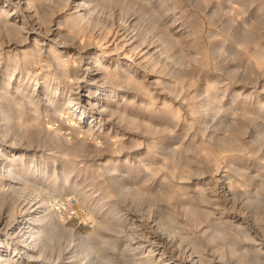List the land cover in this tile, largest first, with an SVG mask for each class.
<instances>
[{
	"label": "rangeland",
	"instance_id": "374dc122",
	"mask_svg": "<svg viewBox=\"0 0 264 264\" xmlns=\"http://www.w3.org/2000/svg\"><path fill=\"white\" fill-rule=\"evenodd\" d=\"M23 1L0 0L26 23H0V217L51 213L59 264H264V0Z\"/></svg>",
	"mask_w": 264,
	"mask_h": 264
},
{
	"label": "bare ground",
	"instance_id": "6f19581e",
	"mask_svg": "<svg viewBox=\"0 0 264 264\" xmlns=\"http://www.w3.org/2000/svg\"><path fill=\"white\" fill-rule=\"evenodd\" d=\"M21 1V0H20ZM37 0H25V1H23V3L25 4V7H26V9L29 11H31V12H33L34 11V9L36 8L37 9V6H35V3H37L36 2ZM88 1L89 0H78L76 3H75V7L76 8H78V10H81V9H84V10H87L88 9V6L89 5H87L88 4ZM91 1V0H90ZM133 1V0H132ZM147 1V0H146ZM11 2V1H10ZM12 3V2H11ZM90 3V2H89ZM149 3V2H148ZM5 5V4H4ZM44 5V4H43ZM45 6V5H44ZM39 8V7H38ZM35 9V11H37ZM39 10V9H38ZM84 10H83V12H84ZM3 11V10H2ZM34 11V12H35ZM50 11V10H49ZM88 11H90V9L88 10ZM43 12V16H41V14H40V16L41 17H43V18H46L45 17V15L48 13V8H46V9H44V11H42ZM75 12V11H74ZM80 12V11H79ZM141 12V11H140ZM1 13V12H0ZM37 13V12H36ZM76 13V12H75ZM86 13V12H85ZM3 14V13H2ZM4 14H6V13H4ZM8 14V13H7ZM1 15V14H0ZM3 16V15H2ZM6 17V15L4 16V20H6L7 21V19L9 18L8 17V15H7V17L8 18H5ZM27 17V16H26ZM41 17H40V19H41ZM84 17H85V14L84 13H76L75 15H74V20H80V19H84ZM32 18H34V17H32ZM37 18V17H36ZM3 19H1L2 21L1 22H4L3 21ZM11 18H9V20H10ZM27 19H28V17H27ZM38 19V18H37ZM60 19V18H59ZM66 19V18H65ZM8 20V22H10ZM44 20H46V19H44ZM44 20H43V22H44ZM48 20H50V19H48ZM61 20V19H60ZM73 20V21H74ZM47 21V20H46ZM64 21V20H63ZM0 22V23H1ZM7 22V23H8ZM33 22V21H32ZM42 22V23H43ZM5 23V22H4ZM4 23H2L3 24V26H4ZM7 23H5V26L7 25ZM41 23V22H40ZM62 23V22H61ZM1 24V25H2ZM26 23H23V24H17V23H12V22H10V26H12V28L14 29V31H16L17 32V34L19 33V32H21V31H25V25ZM29 24V23H28ZM44 24H45V22H44ZM73 24V23H72ZM43 25V24H42ZM61 25V24H60ZM2 26V27H3ZM30 27H32V26H30ZM29 27V28H30ZM4 28H6V27H4ZM31 30H34V28L32 27V28H30ZM36 29V28H35ZM8 31V30H7ZM11 31V30H10ZM13 31V33H15ZM27 31V30H26ZM10 33V32H9ZM12 33V36H16V35H14ZM16 34V33H15ZM20 35V34H19ZM36 35V34H35ZM76 35V34H75ZM8 36V35H7ZM45 36V35H44ZM62 36V35H61ZM64 36H65V34H64ZM36 38L38 37L37 35L35 36ZM64 38V37H63ZM36 43V42H35ZM39 43V42H38ZM37 44V43H36ZM51 45V44H50ZM36 47V46H35ZM50 47H52V46H50ZM254 47V46H253ZM37 48V49H36ZM35 48V50H36V52L38 53V52H40L38 49V47H36ZM26 50H27V48H25ZM30 49V48H29ZM41 50V49H40ZM49 50V49H48ZM58 50H59V48H58ZM31 51V50H30ZM42 51V50H41ZM52 51V52H51ZM57 50L55 49L54 50V48L52 49L51 48V50H50V52L49 53H52L53 54V57H55V58H58V57H60V59H61V56H62V54H61V52L62 51H57ZM35 52V51H34ZM24 53V52H23ZM30 53V52H29ZM31 53H32V51H31ZM38 55V54H37ZM68 55V54H67ZM80 55V54H79ZM127 55V54H126ZM22 56V55H21ZM95 57V56H94ZM54 58V59H55ZM59 59V60H60ZM83 60V59H82ZM92 62H97L98 63V58L97 57H95L93 60H92ZM98 65H99V63H98ZM93 66H95L94 64H93ZM92 67V66H91ZM91 67L89 66V67H87L86 68V70H87V73H89V72H92L91 70L93 69H91ZM65 70V69H64ZM86 70H85V72H86ZM94 70H95V72H94V77H92V81L90 80V81H88L87 83H85V85H84V87H87V89L88 90H90L91 88H93V87H91V85L93 84V82H94V78H96L98 75V68H95L94 67ZM106 70V69H105ZM106 71H108V70H106ZM46 72V71H45ZM61 71H59V73H60ZM92 72V73H93ZM100 72V71H99ZM61 73H63V72H61ZM66 72H64V74H65ZM106 74V73H105ZM61 75H63V74H61ZM66 75V74H65ZM97 75V76H96ZM99 75H100V73H99ZM106 75H108V74H106ZM64 76V75H63ZM115 77H117V76H113V77H109V75L108 76H106V78L108 79V78H110V79H113V78H115ZM105 78V79H106ZM130 80V79H129ZM129 80H127V81H129ZM122 81H123V79H122ZM124 81H126V80H124ZM119 83H120V81H119ZM100 84V83H99ZM48 85V84H47ZM144 85V84H143ZM80 86V85H79ZM99 86V85H98ZM64 88V87H63ZM102 88V87H101ZM71 89V88H70ZM95 90H98L99 88L97 87V88H94ZM84 91V90H83ZM87 91V90H86ZM105 92V91H104ZM149 92V91H148ZM66 93V92H65ZM80 93H81V91H80ZM92 94V93H91ZM95 94V93H94ZM93 94V95H94ZM96 96V95H95ZM80 100H81V104H80V106H82L83 108H84V106L87 104V103H90V104H94L93 103V100H92V98H90V96L86 93H84V94H80L79 95V97H78ZM95 98V97H94ZM52 99V98H51ZM71 100V99H70ZM79 102V101H78ZM67 103H68V101H67ZM51 104V103H50ZM70 104V103H69ZM66 107V106H65ZM82 107H81V109H80V107L78 108H75L74 109V106L73 105H69L68 106V109H70V110H68V111H66V113L69 115L71 112H72V110L74 109V111H79V112H81L82 114V116H84L85 114H86V112H85V110L84 109H82ZM88 108V107H87ZM104 108V107H103ZM107 108V107H106ZM1 110V109H0ZM97 111V110H96ZM95 111V112H96ZM102 109L100 110V111H98V113L96 112V114H98L99 116H101L102 115ZM64 114V113H63ZM94 114V113H93ZM71 116V115H70ZM61 117V116H60ZM93 117L94 118H97V117H95L94 115H93ZM19 118V117H18ZM62 118H63V115H62ZM62 118L60 119V120H62ZM64 118H66L65 117V115H64ZM67 119V118H66ZM24 120V119H23ZM56 120V119H55ZM58 120V119H57ZM64 120V119H63ZM95 120V119H94ZM59 121V120H58ZM93 121V120H92ZM32 122V121H31ZM30 122V123H31ZM55 123V121H53V120H51V124L52 123ZM65 122V121H64ZM66 123H68V127L67 128H70V129H72V130H74V131H76V130H78L80 133H86V131H84V130H81V127H79V128H76L77 127V124H76V122H74V121H72V122H67L66 121ZM92 123V122H91ZM94 123H97V122H94ZM62 124V123H61ZM93 124V123H92ZM64 125V124H63ZM91 125V124H90ZM97 125V124H96ZM39 126V125H38ZM65 126V125H64ZM40 128H41V126H39ZM43 127V126H42ZM62 129V128H61ZM72 130H70L69 131V133H72ZM90 131V130H89ZM69 133H65V131H64V134H69ZM79 133V134H80ZM95 133V132H94ZM97 133V132H96ZM90 134H92V133H90ZM98 134V133H97ZM50 136L51 137H56V135L54 134V133H51L50 134ZM80 136H82L81 134H80ZM83 137V136H82ZM73 138H74V136H73ZM76 138V137H75ZM78 138V137H77ZM80 138V137H79ZM53 139V138H52ZM79 140V139H78ZM80 140H83V139H80ZM113 140V139H112ZM110 141V140H109ZM61 142V141H60ZM100 143V142H99ZM99 143L98 142H96L95 144H96V146L97 145H99ZM110 143H112V141L110 142ZM31 144V143H30ZM91 143H89V145H90ZM95 144H92V145H95ZM108 144V143H107ZM77 146H78V144H77ZM80 146V145H79ZM82 146V145H81ZM82 149V148H81ZM85 149V148H84ZM77 147H71V148H69V149H67V153H69V154H76V152H77ZM79 151V150H78ZM86 152V151H85ZM66 154V153H65ZM79 154V153H78ZM66 156V155H65ZM10 157V156H9ZM8 157V158H9ZM19 157V156H18ZM68 157V156H67ZM74 157H76V156H74ZM74 157H73V159H74ZM22 158V157H21ZM16 158L15 157H12V158H10V164H5V166H4V171H5V173H6V171H8V172H11L12 170H13V167H12V165L15 163V160ZM8 162V161H7ZM2 163V162H1ZM72 164V163H71ZM74 165V164H73ZM8 174V173H7ZM6 174V175H7ZM19 174V173H18ZM17 174V175H18ZM44 174V173H43ZM20 177L21 176H18V178L17 179H20ZM6 179V180H5ZM13 179V178H12ZM2 182H0V184H2V186H3V188H2V191H1V188H0V210H1V207L3 206V204H4V202L5 201H9L12 197H13V195H12V192H13V190H11L10 188H11V184L8 182V178L6 177H2ZM262 180V179H261ZM13 181V180H12ZM16 181V180H15ZM14 182V181H13ZM232 182V181H231ZM20 183V182H19ZM230 183V182H229ZM13 184V183H12ZM17 184V183H16ZM8 185V186H7ZM48 186V185H47ZM38 187V186H37ZM247 192V191H246ZM194 194V193H193ZM16 195H17V193H16ZM17 198V197H16ZM42 200H43V202H46V200L47 199H43L42 198ZM52 201H53V205H54V211H55V213L59 216V218H61L62 220L65 218V214L67 213H69V210L67 209V207H66V200L64 201V198H58L57 196H54V198L52 199ZM196 204V203H195ZM202 204V203H201ZM44 206V205H43ZM28 208V207H27ZM42 210V209H41ZM114 210V209H113ZM205 211V213L206 214H208V211L205 209L204 210ZM33 212V211H32ZM212 212V211H211ZM27 213V216H26V218H24V219H22V220H20V222L19 221H17L16 220V218L14 219V217H15V210H14V208H13V206L10 204L9 206H8V208H7V210H6V216H4V217H0V264H44V263H49V264H59L58 263V260L57 261H53V262H49L46 258H45V255L44 254H50V252L53 250H51L50 249V240H53V238H54V236H55V234L56 233H58V231H57V228H56V226L54 225V222L52 221V219H51V213H44V214H39V215H33L31 212H29V211H27L26 212ZM111 213V212H110ZM102 214V213H101ZM114 214V213H113ZM25 215V214H24ZM55 216V215H54ZM53 216V217H54ZM114 218V217H113ZM65 220V219H64ZM111 220V219H110ZM114 220H117V219H114ZM102 222V221H101ZM103 224H104V222H102ZM60 225H62V224H60ZM106 225V224H105ZM102 226V225H101ZM54 228L53 230H54V232L52 231V233H51V231H49L48 229L49 228ZM107 227V226H106ZM216 228V227H215ZM264 229V228H263ZM225 232V231H224ZM144 233V232H143ZM218 233V232H217ZM237 237V236H236ZM51 238V239H50ZM54 241V240H53ZM211 242H212V240H211ZM217 247V246H216ZM232 250V249H231ZM234 250V249H233ZM236 251V250H235ZM73 253V252H72ZM62 254V253H61ZM75 254V253H74ZM253 255V254H252ZM49 256V255H48ZM67 257H66V261H62L60 264H72V259H74V256H72V254H70V255H66ZM149 256H150V254H149ZM81 257H83V256H81ZM61 258L62 257H60V260H61ZM242 258H243V256H242ZM108 259H110V258H108ZM233 259V258H232ZM111 260V259H110ZM110 260H109V263H110ZM141 260V259H140ZM198 260V259H197ZM107 261V260H106ZM112 261V260H111ZM244 261H245V259H244ZM258 261V260H257ZM101 262H103V261H101ZM145 262V261H144ZM108 263V264H109ZM252 263V262H251ZM106 264V263H105ZM165 264V263H164ZM240 264V263H239Z\"/></svg>",
	"mask_w": 264,
	"mask_h": 264
}]
</instances>
